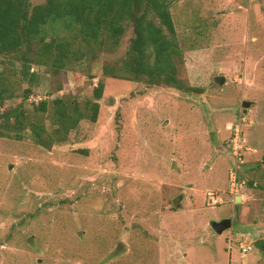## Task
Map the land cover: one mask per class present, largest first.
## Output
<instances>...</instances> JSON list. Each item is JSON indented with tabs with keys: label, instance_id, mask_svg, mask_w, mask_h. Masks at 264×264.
<instances>
[{
	"label": "rangeland",
	"instance_id": "374dc122",
	"mask_svg": "<svg viewBox=\"0 0 264 264\" xmlns=\"http://www.w3.org/2000/svg\"><path fill=\"white\" fill-rule=\"evenodd\" d=\"M172 11L179 77L202 91L105 76L132 30L61 74L35 67L28 109L50 95L85 111L101 81L105 91L98 121L66 141H51L52 109L41 116L46 145L30 130L0 136V264H264V0H177ZM236 171L243 186L231 192ZM226 218L232 227L216 232Z\"/></svg>",
	"mask_w": 264,
	"mask_h": 264
},
{
	"label": "trees",
	"instance_id": "16d2710c",
	"mask_svg": "<svg viewBox=\"0 0 264 264\" xmlns=\"http://www.w3.org/2000/svg\"><path fill=\"white\" fill-rule=\"evenodd\" d=\"M177 0H0V136L23 138L30 130L46 145L43 117L52 109L55 130L51 141H66L83 120L98 121L104 82L94 88L93 99L83 111L77 100L47 95L26 108L45 67L54 75L97 58V51L119 47L132 30L121 67L106 64L103 74L154 86L199 90L179 77L184 60L172 5ZM118 65V64H117ZM26 84L21 93L12 90L11 78ZM15 98L16 106H7ZM1 124V125H2Z\"/></svg>",
	"mask_w": 264,
	"mask_h": 264
},
{
	"label": "built area",
	"instance_id": "2783aa9c",
	"mask_svg": "<svg viewBox=\"0 0 264 264\" xmlns=\"http://www.w3.org/2000/svg\"><path fill=\"white\" fill-rule=\"evenodd\" d=\"M233 149H234V154L237 157V160L241 163H244L241 156L242 152L247 148L245 146V142L243 139V130L241 128V124H238V126L235 127V133L233 137ZM238 172L236 171L235 173H232V190L231 192L237 191L240 186H243V184H239V179H238ZM236 175V176H235ZM244 183V182H241ZM218 196V195H216ZM220 200V199H219ZM219 200L215 197L214 198V203H219ZM221 202V200H220ZM251 249L250 245L244 244L241 247L242 253L248 252Z\"/></svg>",
	"mask_w": 264,
	"mask_h": 264
},
{
	"label": "water",
	"instance_id": "95a60500",
	"mask_svg": "<svg viewBox=\"0 0 264 264\" xmlns=\"http://www.w3.org/2000/svg\"><path fill=\"white\" fill-rule=\"evenodd\" d=\"M227 81V77L225 75H217L215 77V82L218 85H223L225 84ZM253 105V102L250 100H244L242 103V106L244 108L245 112H248L249 108ZM237 202H241L242 201V196H238L237 197ZM233 225V220L231 218H226L222 221H214L212 224L213 229L222 234L224 233L226 230L230 229Z\"/></svg>",
	"mask_w": 264,
	"mask_h": 264
}]
</instances>
